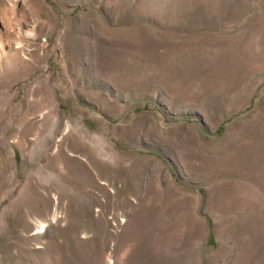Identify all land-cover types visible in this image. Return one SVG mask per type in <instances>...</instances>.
<instances>
[{
    "label": "rangeland",
    "instance_id": "rangeland-1",
    "mask_svg": "<svg viewBox=\"0 0 264 264\" xmlns=\"http://www.w3.org/2000/svg\"><path fill=\"white\" fill-rule=\"evenodd\" d=\"M0 264H264V0H0Z\"/></svg>",
    "mask_w": 264,
    "mask_h": 264
},
{
    "label": "trees",
    "instance_id": "trees-1",
    "mask_svg": "<svg viewBox=\"0 0 264 264\" xmlns=\"http://www.w3.org/2000/svg\"><path fill=\"white\" fill-rule=\"evenodd\" d=\"M211 232V234H212V231H210Z\"/></svg>",
    "mask_w": 264,
    "mask_h": 264
}]
</instances>
